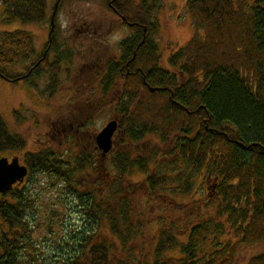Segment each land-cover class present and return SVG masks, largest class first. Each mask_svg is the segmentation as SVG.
I'll return each mask as SVG.
<instances>
[{
    "label": "trees",
    "instance_id": "16d2710c",
    "mask_svg": "<svg viewBox=\"0 0 264 264\" xmlns=\"http://www.w3.org/2000/svg\"><path fill=\"white\" fill-rule=\"evenodd\" d=\"M0 2L5 22L46 17L48 0ZM186 9L189 40L170 54L172 69L159 67L151 43L155 89L131 91L106 160L85 155L72 165L47 151L24 154L29 172L47 173L77 196L82 220L61 227L68 233L57 242L69 249L66 264H234L248 246L244 264H264L256 251L264 242V0H186ZM35 54L31 32H0V65ZM148 133L164 148L144 155L136 147ZM23 146L0 114V156ZM133 169L145 173L142 192ZM75 173L87 176L85 188L72 185ZM22 191L18 203L0 194L1 222L37 221L35 200Z\"/></svg>",
    "mask_w": 264,
    "mask_h": 264
},
{
    "label": "rangeland",
    "instance_id": "374dc122",
    "mask_svg": "<svg viewBox=\"0 0 264 264\" xmlns=\"http://www.w3.org/2000/svg\"><path fill=\"white\" fill-rule=\"evenodd\" d=\"M54 1L48 0V15L43 21L26 23L19 20L5 22L3 20V6L0 2V32L13 29H25L31 32L34 36L35 49L38 50L37 53H41L46 45V32ZM97 2H100V0H86L83 3L85 5L100 4ZM145 2L149 5L151 23L149 36L158 55L157 64L159 63L160 68L172 69V66L168 65L167 61L170 54L189 40L194 28L193 18L186 9V0H145ZM77 6H81L80 3ZM62 9H64V5L61 4L58 11ZM56 14L59 15L57 22L61 24L63 22V14L62 12H57ZM119 35L120 33L117 32L115 37ZM113 45L114 42L111 43L110 48H114ZM35 56L21 62L0 65V68H3L7 75L18 78L27 69L29 61ZM73 64L74 68L67 73L80 74V67L78 66L81 65V60H78L77 56ZM69 66L70 64L67 62L62 64V78H64L65 68ZM43 68L41 69V74L35 73L27 80L10 81L0 75V114L8 129L19 134L24 139L23 149L20 151L8 150L3 152V155L8 158L17 155L20 157V163L24 164L26 151H53V157L64 161L65 164L70 162L73 165L76 160L85 157V155H89L99 164L100 159H102L100 155L93 152L92 148H83L82 145L84 143H81V141L94 140L96 133L103 127L104 123L118 113L119 109H130L133 106V99L125 100L123 104L120 103L119 96L124 91H132L134 88H138L139 85L137 84L138 86L135 87L130 82H122L121 85L120 82L118 86H102L99 82H94L92 79L95 71L99 72V70H96V65L90 70L82 71L81 69L82 75L79 81L71 82L70 84H67L69 81L62 82L64 86L60 85L53 96L47 97L50 87L47 83L48 76L44 75L46 67L44 66ZM110 100L112 102H109ZM73 111L74 113L72 114L71 112ZM69 115L74 124L78 122L79 125L80 123L83 125L82 132H84V135H75L73 131L74 124L71 129L62 125L64 124V118L69 121ZM118 115L120 116L119 113ZM122 117H125V114ZM53 124L55 127H60L59 130L55 129ZM54 130L59 132L53 133ZM157 140L156 134L148 133L140 144H137L136 149L144 148V155L150 152V149L158 148L161 150L163 146H159L158 143L160 141L157 142ZM70 147L76 150L68 151ZM106 157L104 158L105 160ZM148 165L151 167V163H148ZM110 176L116 179V171L112 170ZM170 176H172V173ZM86 177L85 174L75 173L72 176L74 181L72 185L74 186L76 183L85 188ZM144 177L145 173L143 171L133 169L130 172V180L133 182V187H136L137 190L139 189L140 192H142L140 188L143 186ZM21 188L35 200L32 210L35 212L36 222L41 224V229L36 234L34 233L35 235H31L30 240L38 242V248L41 249L39 254H42L45 249L41 242H45L50 248L56 242L53 236L48 235L51 228L55 229L56 232L60 231L59 233L62 235L68 232H66L65 228V230L61 231V227L79 224V220H82L81 213L77 207L79 202L75 201L77 196L66 193V183L43 172H28ZM95 193H97V190H95ZM138 196L144 195L138 194ZM54 213L55 215L51 216ZM50 217L53 219L52 222L49 221ZM62 219H65V226L59 223ZM48 224H53L54 226L48 227ZM257 246L258 250L256 249V251H264V243H260ZM251 251V246L240 250L234 264H244L247 260V255ZM38 263L53 264L51 261Z\"/></svg>",
    "mask_w": 264,
    "mask_h": 264
},
{
    "label": "flooded vegetation",
    "instance_id": "af4514ba",
    "mask_svg": "<svg viewBox=\"0 0 264 264\" xmlns=\"http://www.w3.org/2000/svg\"><path fill=\"white\" fill-rule=\"evenodd\" d=\"M85 1H54L53 6L57 3V8L54 15L53 29L49 33L50 13L46 32V45L41 53H37L38 50H36L38 55L35 54L36 56L29 61L27 69L21 74L25 75L22 79L27 80L35 73L41 74V69H44L45 66L44 75L48 76L47 83L50 87L47 97H51L60 85L64 86L63 83L66 81H69L67 84L79 81L82 75L81 69L82 71L90 70L97 65L96 70H99V72L95 71L92 79L102 86H118L120 82L121 85L122 82L132 84L135 82L148 89L152 87L149 85V68H147L152 43L149 36L151 25L149 5L146 4L145 0H100V2H97L100 4L96 5L94 3L85 5L83 3ZM78 3L81 6H77ZM61 4L64 5V9L58 11ZM48 8L49 6L46 9V17ZM57 12L63 14L61 24L57 22L59 16L56 14ZM117 32L120 35L115 37ZM113 42L114 48H110ZM76 56L78 60H81V65L78 66L80 67V74L67 73L74 68L73 62ZM64 62H67L70 66L65 68L64 78H62V64ZM168 65H171L169 61ZM124 94L122 93L119 96V101L123 104L125 100L131 99L132 92L129 91V93ZM109 102H112V100ZM123 110L124 108L118 110L121 117L124 114ZM71 113L73 114L74 111ZM118 113L109 119L117 120V131L113 134L114 141H116L120 130L121 117ZM68 117L69 121L64 118V124L62 125L71 129L74 122L70 115ZM82 127L81 123L80 125L78 122L74 124L73 131L75 135L84 133ZM54 128L59 130L60 127L54 125ZM57 130H54L53 133ZM81 143L85 144L82 145L83 148H92L93 152L100 155L95 137L94 140L86 142L82 140ZM70 148H68V151L74 149ZM51 154L54 156L53 151ZM24 182L19 185L14 183L11 191L0 193L5 194L3 201L9 202L14 196V201L16 203L20 202L16 198L23 195L21 187ZM40 226V223L32 221L20 223L0 221V264H37L44 261H51L53 264H66L65 255L69 252V249L62 248L60 243L57 244L58 240L61 241V234L60 231L56 232L55 229L51 228L48 233L49 236L55 238V244L50 248L48 244L41 242L45 251L39 254V250H41L38 248L39 244L36 240L31 241L30 236L35 235L41 229ZM51 226L54 225L48 224V227Z\"/></svg>",
    "mask_w": 264,
    "mask_h": 264
},
{
    "label": "water",
    "instance_id": "95a60500",
    "mask_svg": "<svg viewBox=\"0 0 264 264\" xmlns=\"http://www.w3.org/2000/svg\"><path fill=\"white\" fill-rule=\"evenodd\" d=\"M56 8H57V3L54 4V8L51 13L50 31H52L53 29V25H54L53 17L55 15ZM24 76L25 75H22L19 78H23ZM150 90L153 91L154 88L151 87ZM116 129H117V120L112 119L106 122L104 126L95 135L96 145L101 150V154L103 158L112 148V144H113L112 136L113 133L116 131ZM27 171L28 169L26 165L21 164L19 162V157L17 155L12 156L10 159L7 156H1L0 157V192H5L11 189L14 183L17 184L22 183L25 175H27Z\"/></svg>",
    "mask_w": 264,
    "mask_h": 264
}]
</instances>
